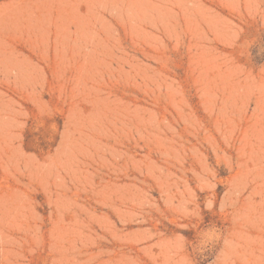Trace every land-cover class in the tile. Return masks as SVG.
I'll return each instance as SVG.
<instances>
[{
	"label": "rangeland",
	"instance_id": "rangeland-1",
	"mask_svg": "<svg viewBox=\"0 0 264 264\" xmlns=\"http://www.w3.org/2000/svg\"><path fill=\"white\" fill-rule=\"evenodd\" d=\"M0 264H264V0H0Z\"/></svg>",
	"mask_w": 264,
	"mask_h": 264
}]
</instances>
